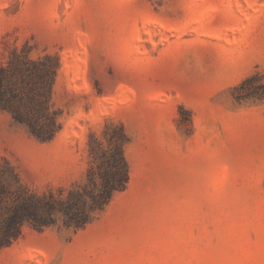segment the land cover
Returning <instances> with one entry per match:
<instances>
[{
	"label": "rangeland",
	"instance_id": "rangeland-1",
	"mask_svg": "<svg viewBox=\"0 0 264 264\" xmlns=\"http://www.w3.org/2000/svg\"><path fill=\"white\" fill-rule=\"evenodd\" d=\"M25 50L59 59L61 127L0 107L12 191L66 197L117 123L130 182L82 228L25 223L0 264H264V0H0V63Z\"/></svg>",
	"mask_w": 264,
	"mask_h": 264
},
{
	"label": "trees",
	"instance_id": "trees-1",
	"mask_svg": "<svg viewBox=\"0 0 264 264\" xmlns=\"http://www.w3.org/2000/svg\"><path fill=\"white\" fill-rule=\"evenodd\" d=\"M58 69L57 57L47 54L35 60L26 50L14 52L7 65L0 63V107L44 141L52 139L61 127L59 112L52 103ZM104 137L107 149L103 140L91 135L89 144L96 166L88 169L85 183L72 188L66 197L53 191L42 196L24 189L14 193L6 179L8 171L0 168V247L18 238L25 223L43 229L61 220L65 227L82 228L117 192L127 188L130 167L125 146L129 136L117 123L106 128ZM13 177L17 179L16 174Z\"/></svg>",
	"mask_w": 264,
	"mask_h": 264
}]
</instances>
